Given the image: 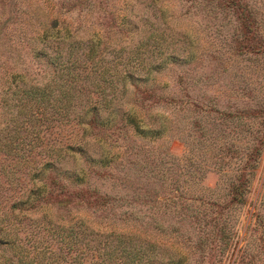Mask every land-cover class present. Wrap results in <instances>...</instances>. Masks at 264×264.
Masks as SVG:
<instances>
[{"label": "rangeland", "instance_id": "1", "mask_svg": "<svg viewBox=\"0 0 264 264\" xmlns=\"http://www.w3.org/2000/svg\"><path fill=\"white\" fill-rule=\"evenodd\" d=\"M0 264H264V0H0Z\"/></svg>", "mask_w": 264, "mask_h": 264}, {"label": "trees", "instance_id": "2", "mask_svg": "<svg viewBox=\"0 0 264 264\" xmlns=\"http://www.w3.org/2000/svg\"><path fill=\"white\" fill-rule=\"evenodd\" d=\"M51 62H54V61H51ZM50 64V63H49ZM51 65V64H50ZM34 90H37L40 92L41 95H43V97L37 101V100H34V105H33V109L35 108V111H34V117L38 119V122L39 124L41 125H45L47 127V121L52 118L53 115H51L50 118L46 117L43 113V111H45L48 107H54L55 110H56V115H57V119H59L60 121L62 120H66L68 121V118H67V114L62 112L64 110H68L66 107L71 103H69V100H67L66 102V107L64 106H53L52 103H50V98H49V95L50 93L47 94V92L50 90V86L49 84L46 85V86H43L42 88H33ZM24 94V93H23ZM44 103V105H43ZM42 105H43V108L42 109ZM94 112L91 114L93 116L90 117V119L87 121V125L89 126V128H98V127H101V128H108L110 126H112L113 124H109L107 122H104L103 124L99 121V119L97 118V111H95V109L93 110ZM32 113V111L30 112ZM32 115V114H31ZM39 116V117H38ZM66 118V119H65ZM126 124H131L130 122L129 123H126ZM134 124V123H133ZM132 125V124H131ZM134 130L140 134L143 133V131H140V128L136 125H134ZM50 165V164H48ZM242 185V184H241ZM241 185H238V186H233L232 187V190L234 192V194L232 195V200L233 202H237V203H243L244 202V197H243V194L240 193V187Z\"/></svg>", "mask_w": 264, "mask_h": 264}]
</instances>
